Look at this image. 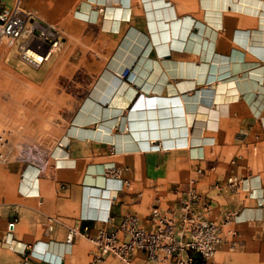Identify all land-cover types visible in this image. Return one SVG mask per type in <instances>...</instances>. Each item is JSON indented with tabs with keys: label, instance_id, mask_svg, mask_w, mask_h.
<instances>
[{
	"label": "crops",
	"instance_id": "0c3cea01",
	"mask_svg": "<svg viewBox=\"0 0 264 264\" xmlns=\"http://www.w3.org/2000/svg\"><path fill=\"white\" fill-rule=\"evenodd\" d=\"M21 2L65 36H83L85 45L71 51L92 55L75 72L85 76L81 104L69 111L56 146L37 156L42 164L0 166V264H93L90 241L77 236L67 244L71 228L94 233L109 216L127 214L150 228L156 191L169 198L173 182L197 178L198 168L205 170L198 188L212 200L210 219L239 213L232 226L239 244L233 251L223 244L215 261L264 264V0ZM101 111L103 134H67L82 113ZM176 141L189 144L176 148ZM155 145L167 149L152 151ZM111 164L130 168L141 196L122 192L111 202L113 184L104 177ZM229 176L247 179L245 190L210 189ZM31 188L39 194H28Z\"/></svg>",
	"mask_w": 264,
	"mask_h": 264
},
{
	"label": "built area",
	"instance_id": "2783aa9c",
	"mask_svg": "<svg viewBox=\"0 0 264 264\" xmlns=\"http://www.w3.org/2000/svg\"><path fill=\"white\" fill-rule=\"evenodd\" d=\"M0 4V42L4 39L22 42L21 49L26 47L40 56V66L62 49L64 43L58 29L25 10L21 0H15L12 6H6L1 0ZM128 73L124 72L123 77H127ZM186 146L188 144H176V148ZM166 149L167 146L155 145L151 150ZM32 152V148L19 146L15 154L10 135L0 134V164L12 161L27 165L39 161L42 164V160H37ZM193 159L202 160L199 155ZM129 172V167L116 164L106 166L104 177L113 184L112 203L122 192L142 195V192L135 191L128 178ZM195 172L197 178L171 186L169 198L163 196L162 190L156 191L155 203L148 216L150 228L145 227L137 215L127 214L120 219L109 216L103 221L104 226L94 233L89 226H84L82 230L71 228L67 244L72 245L77 236L90 241L96 248L93 264L107 258H115L121 264H226L216 262L215 256L225 243L232 251L237 248L239 233L232 226L238 223L239 213L223 210L220 221L210 219L212 200L198 188V178L204 176L205 170L198 168ZM246 181L245 178L229 176L225 181L213 184L210 189L235 194L245 190ZM62 189H66V186L63 185ZM49 221L53 223L52 218ZM16 223L14 221L8 226L6 242L9 245H12ZM49 231H53V227L50 226Z\"/></svg>",
	"mask_w": 264,
	"mask_h": 264
},
{
	"label": "rangeland",
	"instance_id": "374dc122",
	"mask_svg": "<svg viewBox=\"0 0 264 264\" xmlns=\"http://www.w3.org/2000/svg\"><path fill=\"white\" fill-rule=\"evenodd\" d=\"M22 6L29 10L25 2ZM58 31L63 38L62 49L39 68L22 60V42H0V134L10 135L15 154L19 146L32 148L36 156L52 150L66 132L69 111L81 104L85 76L75 72L92 54L71 51L85 45L83 36L69 37ZM177 183L180 181L173 182Z\"/></svg>",
	"mask_w": 264,
	"mask_h": 264
},
{
	"label": "bare ground",
	"instance_id": "6f19581e",
	"mask_svg": "<svg viewBox=\"0 0 264 264\" xmlns=\"http://www.w3.org/2000/svg\"><path fill=\"white\" fill-rule=\"evenodd\" d=\"M219 4V3H218ZM221 5V4H220ZM240 8H241V5H239ZM217 7V6H216ZM220 8V7H219ZM244 8V7H243ZM245 10V9H244ZM122 11V10H121ZM91 13V12H90ZM95 13V12H93ZM105 13V9L103 10V14ZM109 16H112L114 17L115 14L110 11L107 12ZM33 14V13H32ZM117 14V13H116ZM35 15V14H34ZM94 15V14H93ZM36 16V15H35ZM91 16V14H90ZM117 16H119L117 14ZM37 17V16H36ZM94 17V16H93ZM92 18V17H91ZM169 27V26H168ZM162 29V27H161ZM22 51V60L25 62V64H28L29 66H34V67H40V65L38 64V60H39V55L36 54L35 52H32L31 50H28L26 47H22L21 49ZM45 60V59H44ZM126 85V84H125ZM121 93V91H120ZM89 102V101H88ZM92 103V102H91ZM85 107V106H83ZM94 107V106H93ZM100 107V106H99ZM81 108V107H80ZM92 108V107H91ZM85 117V118H83ZM75 118V117H74ZM73 118V120H74ZM76 123L75 124H72L69 126V129L67 131V134H71V135H80L82 134L80 137L82 138H85L87 137V135H90L91 132H93L95 135H101L104 133V130L103 128L105 124H107V120H106V115L104 116L102 111L100 114H98L96 117L95 116H90V115H84L83 113L80 115V117H77L75 119ZM95 122H97L96 124H98V127L97 125L96 126H92L91 124H94ZM116 123H114L115 125ZM91 130H94V131H91ZM103 130V131H101ZM103 132V133H102ZM115 135V133H114ZM177 143H180L179 141H176V144ZM174 143V145H176ZM189 144V143H188ZM33 153V152H32ZM36 154V153H33V155ZM35 158L37 159V156L34 155ZM34 163V162H33ZM32 168V167H31ZM36 168V167H35ZM26 171V170H25ZM38 172V171H37ZM25 173H28V172H25ZM32 174V173H31ZM25 175V174H24ZM35 175V174H34ZM27 176V175H26ZM29 176V175H28ZM34 179V178H33ZM25 180V179H24ZM29 181H31L29 179ZM24 184V183H23ZM28 194H31L33 196H37L39 194V191L36 192V189L34 188H31L29 190V192H27Z\"/></svg>",
	"mask_w": 264,
	"mask_h": 264
}]
</instances>
